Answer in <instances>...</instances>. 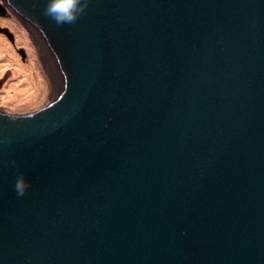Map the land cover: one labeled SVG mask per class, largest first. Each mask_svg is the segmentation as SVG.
I'll use <instances>...</instances> for the list:
<instances>
[{
	"label": "water",
	"instance_id": "1",
	"mask_svg": "<svg viewBox=\"0 0 264 264\" xmlns=\"http://www.w3.org/2000/svg\"><path fill=\"white\" fill-rule=\"evenodd\" d=\"M47 3L0 0L55 73L0 109V264H264V0Z\"/></svg>",
	"mask_w": 264,
	"mask_h": 264
},
{
	"label": "rangeland",
	"instance_id": "2",
	"mask_svg": "<svg viewBox=\"0 0 264 264\" xmlns=\"http://www.w3.org/2000/svg\"><path fill=\"white\" fill-rule=\"evenodd\" d=\"M0 37L13 46L15 54L7 62L2 61L6 55L0 56V63H6L0 72V109L26 113L46 105L55 73L40 50L37 37L15 13L6 11L0 12ZM29 89L31 100L27 101L24 92Z\"/></svg>",
	"mask_w": 264,
	"mask_h": 264
},
{
	"label": "clouds",
	"instance_id": "3",
	"mask_svg": "<svg viewBox=\"0 0 264 264\" xmlns=\"http://www.w3.org/2000/svg\"><path fill=\"white\" fill-rule=\"evenodd\" d=\"M90 0H48L44 14L58 26L75 24L85 12ZM15 164V161L12 162ZM31 187V182L21 172L16 177L14 191L18 198L24 197Z\"/></svg>",
	"mask_w": 264,
	"mask_h": 264
},
{
	"label": "bare ground",
	"instance_id": "4",
	"mask_svg": "<svg viewBox=\"0 0 264 264\" xmlns=\"http://www.w3.org/2000/svg\"><path fill=\"white\" fill-rule=\"evenodd\" d=\"M13 46L11 44H8L7 42H5V40L1 39L0 37V56H4V59L2 60L3 62H7L8 59L12 56L15 57V54L12 52ZM2 58V57H1ZM6 66V63H0V72H2L4 67ZM28 89V88H27ZM27 91V90H26ZM24 92V96L27 97V101H30L31 99L29 98V93L31 92V89H29L27 92ZM20 96V95H19ZM22 97H20L22 100H24L23 95H21Z\"/></svg>",
	"mask_w": 264,
	"mask_h": 264
},
{
	"label": "flooded vegetation",
	"instance_id": "5",
	"mask_svg": "<svg viewBox=\"0 0 264 264\" xmlns=\"http://www.w3.org/2000/svg\"><path fill=\"white\" fill-rule=\"evenodd\" d=\"M5 10H7V7L3 8L2 10H0V12H4Z\"/></svg>",
	"mask_w": 264,
	"mask_h": 264
}]
</instances>
